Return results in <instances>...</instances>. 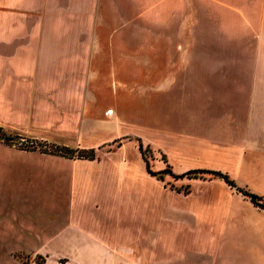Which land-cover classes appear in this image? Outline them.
<instances>
[{"label":"crops","instance_id":"crops-1","mask_svg":"<svg viewBox=\"0 0 264 264\" xmlns=\"http://www.w3.org/2000/svg\"><path fill=\"white\" fill-rule=\"evenodd\" d=\"M201 7L181 35H150L161 0H0V127L95 152L0 144V177L39 176L30 182L51 185L56 203L0 214L15 230L0 236L7 258L264 264V208L245 195L264 202V0ZM150 88L175 112L149 140L134 121L150 117Z\"/></svg>","mask_w":264,"mask_h":264},{"label":"rangeland","instance_id":"rangeland-1","mask_svg":"<svg viewBox=\"0 0 264 264\" xmlns=\"http://www.w3.org/2000/svg\"><path fill=\"white\" fill-rule=\"evenodd\" d=\"M211 1H220V2H230V3H241L242 1H253V0H161V8H160V16L158 9L152 10L150 15V35H181V27L185 26V18H188L191 13H197V16L206 14V7H201V4L204 6L207 5L208 2ZM249 9H246V14H248ZM213 10L218 11V14L221 16H227L229 14H233L234 12H241L242 10L239 8H231L226 6H220L219 4H215L213 6ZM243 14V13H242ZM181 25V27H180ZM253 24H247L248 30H253ZM184 28L183 30H185ZM188 32V27H187ZM247 35H253L252 33ZM264 42V23L262 24V35ZM247 46L253 44V37H250V40H246ZM264 62V59H263ZM147 92L144 95L141 93L143 89H135L134 95H142L144 100L149 103L148 115L150 117L143 118L142 120L136 119L135 131L137 130L140 133L146 134L147 138L156 139L158 138L155 132L147 131L150 128H157L159 123L170 122L168 118L174 117L175 109L173 108V104L170 103L167 97H161V91L158 93L155 89H144ZM131 94V93H130ZM146 105V104H144ZM147 115V109H145ZM172 121V120H171ZM173 123V122H172ZM8 135L11 136H23L17 133H14L10 130L5 129ZM36 139V138H33ZM41 141H47L52 144L61 145L58 143L50 142L45 139H38ZM0 144H3L7 147L22 150L20 147L14 144H7L4 141L0 140ZM67 146V145H65ZM70 147V146H69ZM25 151V150H23ZM29 152H40L29 151ZM153 152V151H152ZM42 153V152H40ZM147 155L150 156L148 149L146 151ZM44 154V153H43ZM150 154V155H149ZM49 155V154H46ZM153 162V161H152ZM21 174V173H20ZM18 174V175H20ZM33 177L39 176H13L7 178V180L2 179L0 177V214L7 213L13 214L15 212L18 213H29L35 211L46 210L49 208H54L56 203L52 201L50 196L53 194V189L51 185H47V183H38L35 180L30 182L29 179ZM164 177L172 178V176L168 173H165ZM53 198V196H52ZM6 217V216H5ZM8 218V216H7ZM8 220V219H7ZM11 223L8 221H0V236L11 232L14 233L15 230L10 228ZM13 245V244H12ZM5 247L0 248V264H41L42 261L46 260V256L44 253H32V252H24V251H16L13 256L10 258L6 257V252L8 248ZM17 258H15V257ZM21 258V262L20 259Z\"/></svg>","mask_w":264,"mask_h":264},{"label":"trees","instance_id":"trees-1","mask_svg":"<svg viewBox=\"0 0 264 264\" xmlns=\"http://www.w3.org/2000/svg\"><path fill=\"white\" fill-rule=\"evenodd\" d=\"M0 140L4 141L7 144H14L20 147V149L25 150V151L39 150L40 152L44 154L64 157L67 159H85V160L95 159L94 151L82 150L80 148H72V147L65 146V145H56V144L49 143L47 141H41V140L33 139V138H26L23 136H11V135H8L6 130L2 127H0ZM165 173L170 174L172 177H176V178L179 177V176L174 175L171 168L169 167L161 174H165ZM202 174H206V173L195 171V172L189 173L188 175L197 177L198 175H202ZM208 174H211L213 176L222 177L231 186H235V183L223 174H220V173H208ZM245 195L249 196L256 205L260 206L261 208H264V202L261 197H258L256 195H253L247 192H245ZM19 259L21 262V258ZM44 263L45 261H42L41 264H44Z\"/></svg>","mask_w":264,"mask_h":264}]
</instances>
